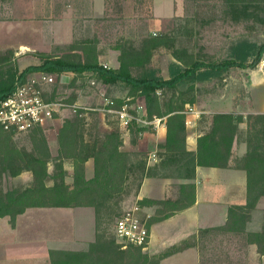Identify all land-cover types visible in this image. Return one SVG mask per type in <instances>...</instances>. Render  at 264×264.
Returning a JSON list of instances; mask_svg holds the SVG:
<instances>
[{
  "label": "trees",
  "instance_id": "1",
  "mask_svg": "<svg viewBox=\"0 0 264 264\" xmlns=\"http://www.w3.org/2000/svg\"><path fill=\"white\" fill-rule=\"evenodd\" d=\"M226 11L235 22L254 20L264 24V0H223ZM72 52L60 56L41 54L42 62L28 66L19 72L11 60L14 50L9 48L0 52V100L11 92L18 79H26V74L46 72L60 74L69 72L90 76L104 84L124 82L130 86V96L144 100V117H165L166 138L158 144V161L149 166L146 160L132 162L131 153L122 149V136L118 129L113 130L106 139L96 143L93 154L85 151L80 133L78 114L66 121L61 129L60 158L72 159L74 166L73 182H66L62 163L60 172L50 173L48 162L51 159L46 137L41 128L35 127L36 152L20 150L12 142V134L0 128V178L3 172L17 175L24 170L33 174L28 186L14 187L4 191L0 187V217L8 216L15 224L16 217L30 207H88L95 209L97 230L95 239L83 250L50 249L47 264H160L169 255L186 248L198 247L201 240L211 232L227 235L245 236V241L255 244L257 252L264 255V222L260 231H248L246 226L251 219L253 207L264 196V151L259 177L249 204H232L228 208L227 221L223 225L200 228L198 232L178 244L165 248L158 254L145 252L143 246L128 244L123 248L115 232L107 234L100 227L102 219H114L111 201L127 187L129 175H135L138 190L145 177H174L192 179L197 166L228 167L232 155L235 136L239 132L242 115L233 112H216L212 115L211 125L198 137L196 151L187 149L186 103L193 98H185L178 93V86L189 82V89L196 81L221 75L231 67H254L264 53V42L257 43L242 39L230 46L229 57L220 61L202 60L186 48L176 46V37L169 33L147 34L135 47L131 43L120 45L119 67L105 66L99 60V51L94 41L85 39L71 46ZM167 47L176 61L170 65V78L165 79L160 69L150 66L156 50ZM79 50V52H75ZM193 83V84H192ZM158 90H171L172 95L162 100ZM54 96V95H53ZM55 99V97H49ZM75 98L63 101L74 103ZM115 106L121 107L124 100L115 99ZM34 128V129H35ZM140 130L144 129L139 126ZM93 156L94 174H85V162ZM243 163L235 166L246 167ZM49 181H52L49 183ZM176 198L155 199L144 197L140 204L153 206L154 213L148 219V227L164 220L194 204L196 187L194 183H179ZM138 193V192H137ZM121 215L117 212L115 218ZM199 248V247H198ZM200 249V248H199Z\"/></svg>",
  "mask_w": 264,
  "mask_h": 264
},
{
  "label": "rangeland",
  "instance_id": "2",
  "mask_svg": "<svg viewBox=\"0 0 264 264\" xmlns=\"http://www.w3.org/2000/svg\"><path fill=\"white\" fill-rule=\"evenodd\" d=\"M149 33L173 34L176 37L177 47H184L205 61H220L229 57L231 44L242 39L257 43L264 42V24L254 20L233 21L226 11L223 0H157L156 2L154 0H0V52L9 48L14 50L9 58L19 72L28 66L40 64L41 54L60 56L70 53L72 44L85 39L96 43L102 64L117 68L120 65L118 47L128 43L139 47L142 38ZM171 52L167 47L156 50L149 64L160 69V74L165 79L170 78V65L176 61ZM262 59L264 53L254 67H231L221 75L196 81L192 83L193 87L189 92V82L179 84L177 94L181 93L187 99H194L193 103H186L184 112L191 108L235 111L239 105L244 104L243 95H248L247 100L250 101L243 107L252 108L254 91L250 87V72L255 68L260 70L259 64ZM115 64L117 66H114ZM262 70L263 72H259L258 76L264 79V69ZM51 74L56 75V81L47 85L45 98L62 102L69 97L75 98L72 104L65 102L69 104L67 109L39 127L46 137L51 154L48 162V171L51 174L60 172L57 165L62 163L66 182L70 184L73 182L72 159L60 158V149L62 126L75 114L79 116L85 151L93 154L95 144L104 141L108 134L118 129L123 140L122 149L131 153L132 162L148 161V151L151 147L150 142L144 141V133L150 126H142L144 129L140 130L138 125L132 124L129 128H125L114 113L106 110V98L113 100L121 98L124 100L123 104L115 108L121 109L125 106L127 111L144 116V100L142 97L130 96V86L124 82L104 84L90 76L88 72L81 75H74L71 72ZM157 93L162 100L172 95L171 90H158ZM50 96L55 99H49ZM185 115L187 126L190 116L188 117L186 113ZM201 118L204 122L206 115L203 114ZM36 130L35 128L27 132L11 133L13 144L20 150L35 153L36 144L41 143L36 140ZM242 162V158L237 161V163ZM94 168V159L90 156L85 162L86 177L93 176ZM90 173L92 175L89 177ZM128 175L130 177L126 182L127 187L111 201L114 219L111 221L102 219L100 228L107 234H114L117 212L122 214L137 204L142 209L139 213L140 218L146 220L147 224L154 213L153 210L152 214H148V207L153 206L140 204L135 175ZM32 180L33 174L29 170L17 175L6 171L1 175L0 187L4 191L14 187H25L30 185ZM178 184L175 186L176 197L179 193ZM147 193H152V190L146 189L144 194ZM81 211L83 213L74 214V217L80 220L74 225L78 228H75L78 232L73 229L74 226H69L65 222L66 218L62 222L47 220L43 225L53 234L58 231L56 230L58 223L62 224L64 229L69 226L75 233L93 241L97 230L95 209L88 206ZM262 218L264 222V211ZM175 230L176 228L166 223L154 227L153 245L150 250L149 248L143 250L150 254H158L159 252L153 251L159 250L163 241L169 243L175 241L178 233ZM245 240V236L220 232L208 233L201 240L198 239L200 264H263L259 260L260 256L258 255V259L250 247L251 244ZM91 241L88 245H71L88 248ZM164 264H194V258L190 255L185 259L180 257L176 263L168 261Z\"/></svg>",
  "mask_w": 264,
  "mask_h": 264
},
{
  "label": "crops",
  "instance_id": "3",
  "mask_svg": "<svg viewBox=\"0 0 264 264\" xmlns=\"http://www.w3.org/2000/svg\"><path fill=\"white\" fill-rule=\"evenodd\" d=\"M156 1L154 0V2ZM114 66H117V64ZM241 71H247V69H241ZM259 72H263V70L255 68L250 72V87L254 91L253 100L251 101L256 107L252 106V108L245 109L243 105L249 104L250 101L247 100L248 95H243L242 102L244 104L239 105V108L235 111L208 108L194 110L195 112L187 114L191 119H189L190 123L187 125L186 137L187 149L190 151H196L198 137L209 129L214 113L233 112L243 116V121L239 123V132L233 142L228 167L197 166L195 177L192 179L174 177H145L143 179L138 191L137 197L139 199L144 197L155 199L175 198L177 183L191 182L196 187V198L193 205L151 225L149 250L154 242V227L166 223V225L176 228L175 231L178 232L175 241H172L173 243L163 241L161 248L153 251L154 253L161 252L171 245L190 238L200 228L225 224L230 205L250 203L260 174L264 151V79L258 76ZM203 114L206 115L204 122L201 118ZM145 131L144 141L150 142L151 147L148 151L147 163L152 166L157 162L158 144L166 138L165 117L159 124L150 125L149 129ZM243 157L246 158V167L235 166L237 161ZM88 175L90 177L92 174ZM146 189L152 190V193L144 194ZM84 208L30 207L16 217L13 226L8 216L0 217V264H47L50 249H86V247H77L71 244L88 245L91 239H85V236L75 233L69 227L76 225L78 221L80 222L79 219L74 217V214L83 213L81 210ZM153 208L148 207L149 215L153 213ZM263 211L264 196L258 200L252 209L251 219L246 226L248 231H260L262 229ZM64 218L67 219L65 222L69 226L64 229L62 224L58 223V226H56L58 231L55 234L43 225L47 220L62 222ZM71 222L73 225H71ZM75 228L77 227L74 226L73 229ZM250 247L256 257L260 256V259L259 257L258 259L264 264V255L257 252L256 245L251 244ZM190 255L194 258V264H200L199 252L195 246L167 256L160 264L168 261L176 263L180 257L185 259Z\"/></svg>",
  "mask_w": 264,
  "mask_h": 264
},
{
  "label": "built area",
  "instance_id": "4",
  "mask_svg": "<svg viewBox=\"0 0 264 264\" xmlns=\"http://www.w3.org/2000/svg\"><path fill=\"white\" fill-rule=\"evenodd\" d=\"M264 69V59L259 64ZM56 81V75L46 72H35L26 79H18L14 89L0 100V128L10 133L27 132L35 127L43 126L53 120L56 115L67 109L69 104L58 100L45 98L47 85ZM94 83V82H93ZM115 100L106 98V110L114 113L125 128L135 124L138 126L157 125L163 117L154 116L152 119L133 114L125 106L115 108ZM195 112L194 109L185 111L186 114ZM190 120L187 121V124ZM141 207L133 206L124 211L115 221L114 232L123 247L128 244L148 248L151 230L147 221L140 218Z\"/></svg>",
  "mask_w": 264,
  "mask_h": 264
}]
</instances>
